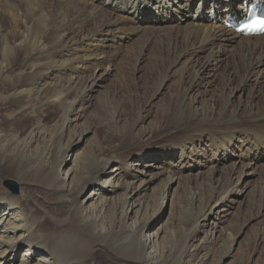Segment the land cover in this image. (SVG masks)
<instances>
[{"label":"bare ground","instance_id":"1","mask_svg":"<svg viewBox=\"0 0 264 264\" xmlns=\"http://www.w3.org/2000/svg\"><path fill=\"white\" fill-rule=\"evenodd\" d=\"M240 1L0 0V264H264V33L197 18Z\"/></svg>","mask_w":264,"mask_h":264},{"label":"rangeland","instance_id":"2","mask_svg":"<svg viewBox=\"0 0 264 264\" xmlns=\"http://www.w3.org/2000/svg\"><path fill=\"white\" fill-rule=\"evenodd\" d=\"M201 17L204 19V16H201ZM189 18L191 19L190 16H184L183 20L184 19L190 20ZM171 20L172 19H169V21H171ZM183 20L181 18V20H179V22H182ZM135 36L136 35H131V37H130L131 39L127 38V36H123V39L120 40L122 45H123L122 47H124L125 45H130L129 44L130 41H134L136 39ZM148 51H149V49H145L143 51L145 56L148 54ZM138 55H139V50H138V48H136V49L131 50V52L129 54V57H126L125 59L124 58L122 59V57H121L119 59L120 61L119 60L114 61L112 63V65H111V67L109 68L110 69L109 70V75L107 77H105L103 82H101V84L103 85V88H106V87L112 88L114 85L117 86V79H118V77L116 76L117 74H120V73H125V74L133 73L135 75V77H139L143 73H145L148 70V63L146 62V59L143 62L138 63L136 61L137 58H138ZM97 108H99V107H97V106L96 107H92V113H94L95 109H97ZM0 111H1V114H0L1 117L5 118L6 115H7V112H6L7 109H0ZM98 113L101 114L102 111H99ZM91 140H92L91 134L84 135L82 142H80L78 147L75 149L73 157L75 155L77 157L80 156V154L83 152V150L86 149V147L88 145V142H90ZM76 156L74 158H76ZM255 156H256L255 154H252V155L248 156V158H249L250 161H254L255 160V162H257V163L259 162L258 164H260V163L262 164L263 163L262 165H264V155L259 157L258 159H256ZM160 163H162V162H160ZM257 163H255V164H257ZM111 168H114V165H111ZM1 182L3 183V185L6 188H7V186H9L10 189L17 190V182H16V180L14 178L8 177L5 180H1ZM251 182H252V180L248 183L249 184L248 186H252V184L254 182H252V183ZM235 200H236L235 201L236 204L234 203V205L231 208L223 211L221 214H218V218H219L218 219V223H219L220 226H223V228L226 227L228 224H237V223L240 222L239 219L233 218V213L237 214V211H236L237 204L240 207L239 210H238V214L239 215L247 213V209L252 211L256 207L257 195H256L255 192L253 194H250L249 193V189H247L244 192H242L241 195L236 196ZM169 206H170V198H168L165 201V204L163 206V220H166L169 217V211H170V207ZM234 209H235L236 212L234 211ZM230 211H233V212H230ZM214 216L215 215L211 214L209 216V218L212 219V220H215L217 217L216 216L214 217ZM252 223L254 224V227L256 228L257 227V223L255 221H252ZM244 230L242 231L243 235H241L239 239L237 238V241H242L244 239V237L249 234L248 231H244ZM220 231L221 230L218 227L216 234L218 235ZM234 247H238L237 244H236V246L234 245ZM231 252L233 253L232 250H231ZM97 259H98V262L100 264H119L116 261H108L106 259V257L104 255H101V254H99L97 256ZM230 260H231V258L228 259L227 262H229ZM225 264H229V263H225Z\"/></svg>","mask_w":264,"mask_h":264}]
</instances>
